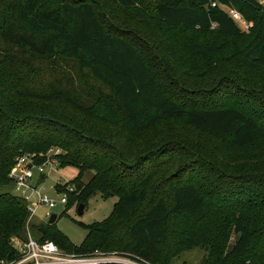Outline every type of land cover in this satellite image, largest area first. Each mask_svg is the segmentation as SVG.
Instances as JSON below:
<instances>
[{"label": "trees", "instance_id": "1", "mask_svg": "<svg viewBox=\"0 0 264 264\" xmlns=\"http://www.w3.org/2000/svg\"><path fill=\"white\" fill-rule=\"evenodd\" d=\"M52 1L0 0V259L18 258L11 239L29 217L11 192L16 158L43 163L60 147L56 164L79 171L67 207L118 201L81 245L55 224L38 227L40 241L147 264L195 248L199 264H264V1ZM131 13L149 19L155 47ZM190 31L212 34L214 50L234 44L200 68L199 44L172 43Z\"/></svg>", "mask_w": 264, "mask_h": 264}, {"label": "rangeland", "instance_id": "2", "mask_svg": "<svg viewBox=\"0 0 264 264\" xmlns=\"http://www.w3.org/2000/svg\"><path fill=\"white\" fill-rule=\"evenodd\" d=\"M50 3H52V0H48ZM133 18V25L136 26L138 29H142L143 31L147 30V34L145 35L147 38V41L149 42L150 46H156L155 40L151 37L153 35L154 27H148L146 28L145 21H149V19L141 15L134 16L131 13V17ZM129 19V18H128ZM245 34H248V30H244ZM165 38L164 34H162ZM195 41L199 46L197 47V50L199 55L197 61L191 60L194 63H198L200 68H205L207 65H209L210 68H212V64L219 65V62H216L217 57L225 55V53L229 52L231 50V46L234 44L232 43L231 46H229L227 49L218 50L214 48H210L209 44H213L212 34H206L205 36L199 35L198 33L194 32H188L183 35H178V37L174 38V43H179V41ZM206 48L208 51H206ZM209 52V53H208ZM164 56L159 57V61L164 60ZM222 66V65H221ZM223 68H221L222 70ZM253 79H257L258 74L253 73L251 74ZM243 85L247 86L249 83L247 81H240ZM256 89H259L256 87ZM241 92V91H240ZM243 93V92H242ZM253 90H248L245 92V94H252ZM245 96L244 94H241ZM251 101L253 103L260 105L256 102L254 98H251ZM261 107V106H260ZM58 153H63V150L60 147H53L49 150L48 154L55 156ZM28 155L32 153H23V155ZM79 171L78 168L74 166H66V167H59L58 164H56L54 167H47L46 168V179L43 183L45 188L42 186L40 187L42 194H47L51 199L55 200L58 204L56 207L51 209L52 213H55L58 215V218L55 223V227L60 230L65 236H67L75 245H81L83 241L85 240L88 230L86 229L85 225H89L95 222L103 221L105 218H107L114 206L115 203L118 201V197H103L100 193H97L93 195L90 200L88 201V205L85 208V211L82 215L78 213L77 210V204L71 205L67 207V204H62L60 202L61 195L58 194L54 186L58 181L63 182H70L74 180ZM94 175L93 171H88L86 175L83 178L84 182H88L92 176ZM12 194L14 196H19L18 192H16L14 189L11 190ZM33 199H36V196H33ZM46 212V206H40L34 213V217L32 219L30 230L32 232V235L35 239L39 240V233L37 232L38 227L41 225H47L49 224V218L45 217ZM186 224V220L183 218H177L173 222V226L176 228L181 227L182 225ZM234 237V236H233ZM17 238L19 240L23 239L20 237H12L11 244L12 246L18 250V247L15 243L17 241ZM232 242H234V238H232ZM19 253V252H18ZM205 251L200 248H195L191 251L182 253L179 257H176L172 264H199L203 257L205 256ZM12 261V260H11ZM2 263H8L10 260L0 259V264Z\"/></svg>", "mask_w": 264, "mask_h": 264}, {"label": "built area", "instance_id": "3", "mask_svg": "<svg viewBox=\"0 0 264 264\" xmlns=\"http://www.w3.org/2000/svg\"><path fill=\"white\" fill-rule=\"evenodd\" d=\"M264 1V0H262ZM217 6V3H213ZM221 7L240 25L241 29L248 30L251 24L234 7L221 5ZM59 154V153H58ZM56 159L53 155L47 156L43 163H36L31 154L20 155L12 167L9 177L13 183V189L24 199L29 211L26 223L25 238L15 241L19 256L8 263L1 264H147L146 261L136 260L130 256L116 252L95 250L87 254L68 253L51 240L40 241L33 237L30 225L34 213L40 206H46L45 217L53 214L51 209L57 206V202L47 194H42L40 187L46 179V168L54 167ZM55 191L61 195L60 202L67 204L69 194L76 190V186L69 182L58 181L54 186ZM36 199H33V196Z\"/></svg>", "mask_w": 264, "mask_h": 264}, {"label": "water", "instance_id": "4", "mask_svg": "<svg viewBox=\"0 0 264 264\" xmlns=\"http://www.w3.org/2000/svg\"><path fill=\"white\" fill-rule=\"evenodd\" d=\"M85 208H86V206H85L84 203H80V204H78V206H77L78 213H79L80 215H82V214L84 213V211H85ZM57 218H58V215L55 214V213H53V214L51 215V217L49 218V224H53V223H55L56 220H57Z\"/></svg>", "mask_w": 264, "mask_h": 264}]
</instances>
